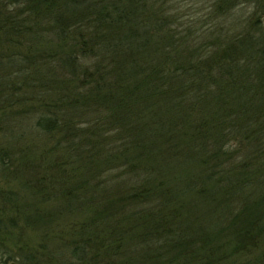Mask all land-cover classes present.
<instances>
[{"label":"trees","instance_id":"16d2710c","mask_svg":"<svg viewBox=\"0 0 264 264\" xmlns=\"http://www.w3.org/2000/svg\"><path fill=\"white\" fill-rule=\"evenodd\" d=\"M0 105L5 263L264 264V0H0Z\"/></svg>","mask_w":264,"mask_h":264},{"label":"rangeland","instance_id":"374dc122","mask_svg":"<svg viewBox=\"0 0 264 264\" xmlns=\"http://www.w3.org/2000/svg\"><path fill=\"white\" fill-rule=\"evenodd\" d=\"M3 110L4 108L0 105V223L1 221L8 219L9 217L8 216L9 210H5L8 208L4 206L5 204L4 196L6 194L5 192H7L8 190L7 188L10 186L7 180L9 175L7 170L12 169L11 165H9V162L11 161L10 160L8 161L7 158H4L5 155H3V151H1V148L3 150L4 149L8 150L9 147H12V149L17 148V150L18 148L28 149L33 147V144L35 143L34 141L35 137L33 136L34 130H32L33 128L30 123L31 122L30 117H21V115L17 116L18 115L17 112L16 113L10 112L8 114H5ZM36 141L38 142V140ZM2 160L5 163H3ZM11 230L17 232L16 228ZM36 232H37L36 230L34 231L31 230L30 232L25 231L24 241L25 242L35 241L37 239ZM57 245H60L59 240H57ZM15 261L19 264L17 260ZM0 264H7L4 262L3 258H1V253H0Z\"/></svg>","mask_w":264,"mask_h":264},{"label":"water","instance_id":"95a60500","mask_svg":"<svg viewBox=\"0 0 264 264\" xmlns=\"http://www.w3.org/2000/svg\"><path fill=\"white\" fill-rule=\"evenodd\" d=\"M7 264H18L16 261H9Z\"/></svg>","mask_w":264,"mask_h":264}]
</instances>
